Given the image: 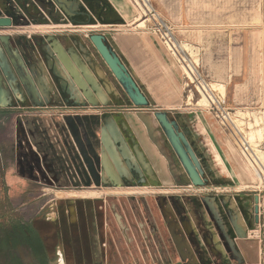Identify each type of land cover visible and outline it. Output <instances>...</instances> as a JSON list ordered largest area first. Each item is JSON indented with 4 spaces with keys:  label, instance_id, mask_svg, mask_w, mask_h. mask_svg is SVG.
<instances>
[{
    "label": "rangeland",
    "instance_id": "1",
    "mask_svg": "<svg viewBox=\"0 0 264 264\" xmlns=\"http://www.w3.org/2000/svg\"><path fill=\"white\" fill-rule=\"evenodd\" d=\"M131 1L122 0L133 14L132 17L144 18L142 1ZM150 2L168 22L178 43L187 45L186 52L188 58L193 61L196 72L202 74L209 83L214 82L213 86L218 87V91L222 88L219 87L221 84L227 87L226 106L236 111V119L242 121H244L242 118L246 119L244 129L248 135L251 133L253 141L258 142L255 148L264 151V0H150ZM108 10H111L110 5L105 6L104 12ZM67 11L59 0H0V16L13 20L11 26L0 27V34H11L14 37L37 79L43 77V70L46 68L36 51L33 36L37 37V46L46 49L52 63L58 56L51 41L57 40L61 45H65L63 46L68 54L74 52L81 55L82 62L99 64L108 76V80L101 79L100 84L111 81L123 97L127 98L123 87L91 39L86 36L89 30H95L90 33L100 32L104 28L103 24L121 22L111 19L93 22L74 21L69 18ZM89 24L92 28L80 27ZM97 24L100 26L93 27ZM150 28L147 21L145 28L137 29L149 31L156 36L181 80L183 96L174 104L178 109L171 111L189 114L194 108L201 116H207L219 127L223 150H219L204 134L207 128L199 123L198 119L193 122L197 132L202 134L199 135L198 141L192 139L191 142L206 169L208 184L193 187L191 191H181L180 188L155 186L149 177L125 180L119 186L100 180H80L79 177L83 178L82 172L88 165L83 148L75 139V130L69 127V120H77L83 136L90 129L85 125L93 120L94 133L96 132L98 138L95 139L98 141L95 142L93 157L97 162L102 151L99 120L103 116L97 117L99 114L97 107L91 102L77 101L75 90L71 86L69 94L72 97L69 102L59 98L57 105L53 107L0 108V264L11 262L15 258L24 264H38L36 254L29 247L21 244L12 245L14 225L19 221L27 223L37 220L39 225L44 226L48 221L56 220L58 216L63 218V213L59 214V209L65 210L64 216L67 220H75L76 215L67 210L74 208L75 201L79 200L86 201L87 207L102 204L104 210L105 243L93 244L94 259L86 264H264V253L262 255L258 253V247L261 248L259 218L257 221L254 216L251 220L248 219L254 212L256 196L259 194L264 196V186L261 185L262 178L259 174L263 170L261 167L259 169L255 162L249 161V157L247 158L241 148L235 145L231 133L219 126L216 117L205 105H195L203 96L197 92L194 85L186 86V70L184 67L181 68L183 63L180 57L173 56L162 38L154 34ZM180 55L181 58L184 57ZM110 87L116 91L112 85ZM190 89L193 90L189 91ZM218 94L221 95L219 92ZM190 102L192 104H189ZM154 112L133 108L126 111V114L133 115L139 122L143 134L151 139L164 160L170 161L180 171H184ZM192 114L195 113H190ZM170 116L174 118L172 114ZM48 120L51 122L57 120V125L45 129L52 137L50 144L44 148L40 133L45 132L38 130L37 123ZM54 132H57L61 139ZM71 145L78 156L77 163L73 161ZM47 147L53 153L49 159L54 158L57 152V163L61 162V167L64 168L62 172L57 168L58 182L61 174L68 177L65 178L63 175L61 181L53 186L48 184L41 171L43 166L47 167L46 164L42 165L35 161L31 154L33 149H36L41 157L48 153ZM243 161L247 169L250 171L251 167L254 169L256 173L254 180L251 178L247 180V176L242 175ZM137 166L136 163L134 167ZM31 167L34 171H31ZM28 171H31V174H27ZM48 179L53 180L50 177ZM128 182L134 187L148 189V192L135 190ZM98 189L108 194L98 198L68 197L63 194ZM117 191L136 192L128 195ZM187 199L194 211L193 215H196L199 222V232L187 235L191 245L189 255L184 254L180 248L171 227L173 220L164 214L163 209L164 202H171L177 213L175 221L181 226L189 220L194 226V220L186 208ZM118 214L121 215L122 222L118 219ZM95 219L93 213L94 232ZM49 253L50 264H68L61 257L58 245Z\"/></svg>",
    "mask_w": 264,
    "mask_h": 264
},
{
    "label": "crops",
    "instance_id": "2",
    "mask_svg": "<svg viewBox=\"0 0 264 264\" xmlns=\"http://www.w3.org/2000/svg\"><path fill=\"white\" fill-rule=\"evenodd\" d=\"M69 1L70 10L85 15V20L88 22L101 19H111L121 22L103 24L102 26L104 28L98 33L104 34L109 39L114 49L128 65L133 76L150 100V105L148 107L138 108L134 106L129 97L125 98L121 93L116 94L117 88H115V85L111 81H104L103 85L100 84V80H108V76L99 64L94 62H82L83 58L81 55L74 52L68 54L64 46L57 40L51 41L58 56L57 60L54 61L55 67L53 66L56 74L70 83V85L74 87L76 94H79L80 97H83L84 95L80 93L78 87L80 89H88L86 92L87 96L85 98H78L77 101H81L82 103H85L86 101L91 102L92 105L97 107V112L99 113L97 114L98 118L106 116L104 119L99 120L101 123L99 125V122H97L96 126H100L102 132L101 141L105 148L104 153H102L100 157L101 164L104 168H106L107 164L115 166L112 173L107 171L111 182L118 186L121 185V180L119 179L120 176L118 177L117 172L120 173L121 177H129L131 171H137L141 175L147 174L155 186L180 188L179 190L181 191H191L194 189L193 187L198 188L197 186L191 185L190 178L185 169L184 171H180L179 168L174 166L170 161L163 159L160 151L157 150L151 139L146 134H143L141 130L142 126L139 122L134 119L133 115H127L126 111L133 108L153 111L166 110L169 114H172L174 118L179 120L182 130L187 133L191 141L192 139L198 141L199 135L202 134L197 132L193 124L194 120L198 119L199 123L207 128L206 133L202 132L213 141L219 150H223L219 127L212 123L207 116H201L194 108L193 112L195 114L192 115H190V113L193 112L187 114L185 112L171 111L178 109L174 107V104H177L183 96L181 80L175 72L174 64L168 57L165 49L157 40L156 36L149 31L139 30L133 25V14L126 8V5L122 0ZM106 5H110L111 10L104 12ZM67 13L68 15H71L68 11ZM98 15L100 17H98ZM88 26L92 27L91 24L81 25L80 27ZM94 31L95 30H92V32ZM45 68L46 69L43 70V78L46 83H50V71L46 66ZM110 85H112L116 91L112 90ZM108 119L109 121L112 120L114 122L116 130L111 133L110 129V133L107 134L105 129L107 127L106 120ZM69 122H73L79 127L77 120L72 119L69 120ZM47 123H51V120H48L47 122L39 121L38 124L39 127L44 128ZM80 124L82 125V123ZM93 126V120L85 125L86 128H93ZM121 129L129 132L130 141L123 136V131ZM116 134L120 135L119 139L116 137ZM113 137H115L116 143L120 142L121 145L117 147L112 141ZM105 141L108 142L110 147L105 144ZM120 146H122L123 150L119 149ZM123 151H125L124 155L122 153ZM105 155H107V161L105 160ZM136 163L138 165L137 168L134 167L136 166ZM139 168L140 170L138 171ZM103 181L109 183L106 179H103ZM131 188L138 191L148 192V189L145 190L141 187ZM96 191L102 192L104 195L108 194L106 191L100 189ZM120 192L124 194L127 193H125V191ZM127 194L133 195L135 193Z\"/></svg>",
    "mask_w": 264,
    "mask_h": 264
},
{
    "label": "flooded vegetation",
    "instance_id": "3",
    "mask_svg": "<svg viewBox=\"0 0 264 264\" xmlns=\"http://www.w3.org/2000/svg\"><path fill=\"white\" fill-rule=\"evenodd\" d=\"M69 13H71V15H69V18L71 20L74 21H86L85 20V15L80 14V13H75L73 11H68ZM0 17H6V16H0ZM10 18V17H9ZM12 19V18H11ZM13 21V20H12ZM89 33H86V36L90 38L91 34L90 32H92V30L88 31ZM4 37H9V44L11 45V47L13 48L12 50H10V52L7 49V45L5 40L3 39ZM32 41L34 43V45L37 48V53L40 57V59L42 60L43 64L49 69L50 71V75L51 78H49L50 83H46V81L44 80L43 77H40L39 79L36 78V76L33 74L32 69L30 67V63L27 59V57L25 56V54L23 53V51L21 50V46L17 43V41L14 39V37L11 36V34H0V74L2 75V79H1V83L3 88L8 92L9 95V99L12 102V106L7 107V108H13V109H20V108H38V107H45V106H55L57 105L56 103L59 101L60 99H64L65 101H68L71 99L72 95L69 94V92L71 91V88L73 86L70 85V83H65L62 78H60L56 72L54 71V67H55V62H50V59L48 57L47 51L44 47L37 46V37L33 36L32 37ZM64 45V44H63ZM65 46V45H64ZM13 58L15 60V62L17 64L20 65V67H22L25 71L24 73V79L25 81L23 82L15 69L14 63H13ZM34 60V59H32ZM6 66L7 69L5 72V70L3 69L2 66ZM54 66V67H53ZM71 86V88L69 87ZM116 88V87H115ZM74 89V87H73ZM75 90V89H74ZM78 90L80 91V93L82 95H84L83 97H80L79 94L75 93V97L76 99L78 98H85L86 92L88 89H84V88H79ZM118 93L119 90H117ZM74 96V95H73ZM34 102L38 103V104H34ZM44 103V105H43ZM43 105V106H42ZM170 115V114H169ZM106 117V116H104ZM104 117L102 119H104ZM172 118V117H171ZM176 119V118H173ZM178 120V119H177ZM179 121V120H178ZM47 122V121H45ZM39 123V121H38ZM37 123V124H38ZM34 125L36 126V123H34ZM57 125V120H53L51 123H47L46 126L44 128L39 127V124L37 125L38 130H43L45 133H40L41 137L40 140H42V143L44 144V148H46L47 144H50V137H52L49 133H47L45 131L46 128L50 127V126H56ZM181 125V124H180ZM76 125L72 122H69V127L73 128L75 130V139L77 140L78 144H80V146L83 148V153L84 156L86 158L87 161V169H84V172H82V177L79 179H84L85 181H90V180H100L103 181V179H106L109 183H112L110 180V176L107 172H105V168L102 166L101 161H100V157L102 155V153H104V145L101 141L100 138V143L102 146V151L100 153V155L98 156V161L95 162L94 160V148H95V142L98 140L97 138V134L96 132L94 133V129L90 128L88 129L89 131H87L85 133V136L81 135V131L79 130V127H75ZM180 129L182 130V128L180 127ZM122 130V129H121ZM123 131V130H122ZM40 132V131H39ZM49 132V131H48ZM56 136L60 137V135H58L57 132H54ZM54 133L52 135H54ZM123 136L130 141V134L127 130L123 131ZM48 134V135H47ZM102 136V134L100 133V137ZM96 137V138H95ZM116 137L119 139L120 135L116 134ZM61 139V137H60ZM57 140V138H56ZM58 141V140H57ZM113 143L118 147L119 145H121L120 142L116 143L115 137H113L112 139ZM191 141V140H190ZM192 143V142H191ZM69 144H71L69 142ZM46 145V146H45ZM193 145V143H192ZM53 147V146H51ZM48 148V147H47ZM48 153L46 152L43 156H39V152L36 151V149H33V156L32 159H34L35 161H38L39 163H41L42 165H45L41 168V171L44 173L45 175V179L48 182L49 185H55L57 183H59L63 177V175L65 174H61L60 175V181L58 182L59 178H57L58 176V171L57 168L60 169V171L62 172V170H64L63 167H61V162L57 163V157H56V153L54 154V158L49 159L50 154H53L52 151L48 148ZM71 150L73 152L74 155V159L73 161H75L77 163V159L78 156L76 154V151L73 150L72 145H71ZM82 152V151H81ZM119 152V151H118ZM175 153V152H174ZM177 156V155H176ZM49 159V160H48ZM30 164H34L33 162H29ZM181 163V162H180ZM55 164L57 166H55ZM204 167V165H203ZM205 169V167H204ZM206 170V169H205ZM31 171H34V168L31 167ZM31 171H28L27 174H31ZM56 173V175H55ZM118 177L120 176V180L121 182L126 181H130L136 177L140 178V177H148L147 174H143L141 175L138 172H133L131 171L130 176H122L120 175L119 172H117ZM65 178H68L67 175H65ZM52 178L53 180L50 181L48 178ZM205 177L208 178L205 174ZM75 179V178H73ZM149 179V178H148ZM70 180H72L70 178ZM77 180V179H76ZM150 180V179H149ZM191 181V180H190ZM209 182V178L207 181V184ZM130 184L131 187H134L130 182H128ZM206 184V185H207ZM191 185L192 182H191ZM95 188H99L94 186ZM94 187H90V188H94ZM106 195V194H105ZM187 195V194H184ZM188 195H192V194H188ZM103 197V196H101ZM184 200V199H182ZM188 200V199H187ZM75 205L74 208H71V210H67L70 211V213H74L76 215L75 220H67L64 216V212L59 211V214L62 212L63 213V218L61 216H58V218L56 220H52L54 222H58V240H59V245H58V249L60 251V255L63 258V260H71V261H92L94 259V251H93V244L94 243H98L101 242L102 244L105 243V221H104V210H103V205H99L97 207H87V206H82L79 204L78 201H75ZM190 201H186V208L189 210V214L191 216V218L194 220V226L193 224L187 220L185 223H187L188 229L190 231L189 234H194V233H198L199 232V228H198V224L199 222H197V217L196 215L192 212V206L189 205ZM164 206L168 207L169 211L171 212V218L173 219V222L177 224V232L179 233V235L183 238L182 240L184 242H187L190 244L189 240L187 239V231H186V225L185 223L183 225L180 226V224H178L175 221L176 218V211L173 208L172 203H167L164 202ZM257 206L259 207V202L254 201V212L251 216L248 217V219H252L253 216L256 219V221L258 220V213L256 208ZM101 210V211H100ZM94 213V217L95 219V223H96V231L94 232V229L91 228V224L90 221L92 220V216ZM101 213V214H99ZM58 214V215H59ZM174 214V216H173ZM67 220V223L66 221ZM51 221V220H50ZM85 221H89V224L86 228V224ZM172 222V223H173ZM66 223V224H65ZM85 225V227H84ZM181 227V228H179ZM79 228V229H78ZM218 237H216L217 239ZM68 245H79L80 249L76 250L73 249L72 247H68ZM88 245H91L90 247ZM77 264V263H75ZM82 264H86V263H82Z\"/></svg>",
    "mask_w": 264,
    "mask_h": 264
},
{
    "label": "water",
    "instance_id": "4",
    "mask_svg": "<svg viewBox=\"0 0 264 264\" xmlns=\"http://www.w3.org/2000/svg\"><path fill=\"white\" fill-rule=\"evenodd\" d=\"M12 22V19L9 17H0V27L11 26ZM8 38L9 37H4L3 39L6 42L8 51L10 52V50H12L13 48L9 44ZM90 39L113 72L116 79L123 87L124 91L130 98L134 106L148 107L150 105V100L147 94L142 90V87L133 76L128 65L124 62L120 54L114 49L109 39L102 33H93L91 34ZM12 61L19 78L24 82L25 70L15 62L14 58ZM2 67L5 72H7V67L4 65ZM1 79L2 75L0 74V108H7L12 106V102L9 99L8 92L2 86ZM34 104L36 105L38 103L34 102ZM154 116L159 122L162 130L167 137L168 142L170 143L179 161L181 162V165L188 174L192 184L194 186L200 187L205 186L208 181V178L205 177L206 170L204 169L203 164L198 157V154L196 153L187 133L184 130L180 129V122L177 119L171 118L169 112L166 110H156L154 112ZM106 124L109 129L111 128V133H113V129L115 126L114 122L109 121L108 119L106 120ZM105 144L107 145L108 142L105 141ZM119 149L123 150L122 146H120ZM122 153L124 155L125 151H123ZM138 170H140V168ZM256 201L259 202L258 195L256 196ZM256 210L257 212H259L258 206Z\"/></svg>",
    "mask_w": 264,
    "mask_h": 264
},
{
    "label": "bare ground",
    "instance_id": "5",
    "mask_svg": "<svg viewBox=\"0 0 264 264\" xmlns=\"http://www.w3.org/2000/svg\"><path fill=\"white\" fill-rule=\"evenodd\" d=\"M61 2H62V4L67 8V10L68 11H70V1L69 0H60ZM131 1V0H130ZM134 1V0H133ZM139 1H142V10H145V9H147L146 7H148L149 9H153V8H155L154 6H153V4L150 2V0H139ZM132 2V1H131ZM134 6H135V4H134ZM143 12V11H142ZM145 18V17H144ZM144 18L142 17V16H139V17H135L134 19V21H133V23L135 24V27H137V28H145V26H146V23H147V21L148 22H150L151 21V19L150 18H145V20H144ZM156 18H157V20H159V21H161V20H163V17L159 14V13H156ZM57 25V24H56ZM60 24H58V26H59ZM61 26V25H60ZM95 26H97V27H99L100 25H94L93 27H95ZM89 27V26H88ZM92 28V27H91ZM171 40V41H170ZM170 40L168 39L167 40V42L166 41H164L165 42V45L169 48L168 50L171 52V54L173 55V56H179L180 57V59H181V61H182V69H183V67L185 68V70H186V78H187V83H188V85H192V84H195L196 85V88L195 89H197V91L198 92H200V95L201 96H203V98L201 99V100H199V102L198 103H196L195 105H205V107L206 108H208V110H209V106L212 104V102L214 101V102H216V103H218V102H221V103H224L225 102V98H226V96H227V87L225 86V85H219V87H222L221 88V90L220 91H218L217 90V88L215 87L214 88V82L213 83H209V81H207L203 76H202V74H200L199 72H196V70H195V65H194V63H193V61L192 60H190V58H188V55H187V45L186 44H184V43H178V39L176 38V36L174 35H172V34H170ZM180 54H182L184 57H182L181 58V55ZM178 58V57H177ZM179 59V58H178ZM177 59V60H178ZM180 61V60H179ZM187 83H186V85H187ZM202 85H203V87H202ZM214 85V86H213ZM203 88H205L206 90H207V92H208V94L206 93V92H204V90H203ZM220 89V88H219ZM216 91H218L221 95L219 96V94H218V92H216ZM191 96H193V95H191ZM188 98H189V96H188ZM190 100H192V97L191 98H189ZM189 104H192V102H190ZM207 105V106H206ZM199 107H201V106H199ZM210 111V110H209ZM237 111H239V110H237ZM264 113V112H263ZM236 116V115H235ZM258 120V119H257ZM110 121H112V120H110ZM113 122V121H112ZM236 122H237V124H239V125H242V124H244L243 123V121L241 120V119H236ZM251 124V123H250ZM249 124V125H250ZM111 129V128H110ZM110 129H109V127L107 126L106 127V129H105V132L108 134V133H110ZM260 129V128H259ZM258 129V130H259ZM116 130V128H115V126H114V129H113V131H115ZM258 130H256V131H258ZM244 131H245V133H246V136H247V138L250 140V142L252 143V146H253V151H252V156H253V158H251L250 156H248V155H246L247 156V158L249 157V161H251V162H257L258 163V165L257 166H259L258 168L260 169V167H261V169L264 171V156H263V153H264V151H262V150H260V149H256L255 148V146H256V143H258V142H255V141H253L252 139H251V133H249V135H248V133L246 132V130L244 129ZM260 131V130H259ZM231 135H232V139H233V141L235 142V145L236 144H238V143H236V141L238 140L235 136H234V134H232L231 133ZM260 135H262V134H260ZM250 136V137H249ZM260 138V137H259ZM238 142V141H237ZM253 143H255V144H253ZM237 146V145H236ZM238 147V146H237ZM255 150V151H254ZM238 158V157H237ZM105 160L107 161V155H105ZM239 161V160H238ZM240 162V161H239ZM255 164V163H254ZM246 165V164H245ZM244 165V161L241 163V167H242V175H246L247 176V180H248V178H251L252 180H254V174L256 175V173H255V171H254V169L251 167V171H250V169H247L246 167L247 166H245ZM251 165H253V164H251ZM250 166V165H249ZM254 168H255V166H253ZM114 168H115V166H113V165H111V164H107L106 165V168H105V172H107V171H109V172H113L114 171ZM257 169V168H256ZM258 171V170H257ZM258 172H261V171H258ZM260 174V176H261V185H264V176H263V174L262 173H259ZM240 176H241V174H240ZM245 176V177H246ZM120 192V191H119ZM136 192V191H135ZM134 191H128L127 193H131V194H133V193H135ZM108 193V192H107ZM122 193V192H121ZM126 193V192H125ZM126 193V194H127ZM64 194V196H68V197H77V198H98V197H101V196H103L104 195V193H101V192H99V191H96V190H81V191H75V192H69V193H67V195L65 194V193H63ZM60 195V194H59ZM66 198V197H65ZM163 209H164V214L169 218V219H171V220H173L172 218H171V212L169 211V209H168V207H165L164 205H163ZM69 212V211H68ZM53 213V212H52ZM73 214V213H72ZM54 215V214H53ZM118 216V219L120 220V222H122L121 221V215L120 214H118L117 215ZM173 216H174V214H173ZM73 219V218H72ZM185 227H186V231H187V233L189 234L190 233V231H189V229H188V226H187V223H185ZM171 227H172V230H173V232H174V234H175V238H176V240H177V242L179 243V245H180V248L182 249V251L184 252V254H186V255H189V254H191V245L189 244V243H187V242H184L182 239V237L179 235V233L177 232V224L176 223H172L171 224ZM79 229V228H78ZM258 253L261 255V248L260 247H258ZM61 259V258H60ZM65 262V261H64ZM63 262V263H64Z\"/></svg>",
    "mask_w": 264,
    "mask_h": 264
},
{
    "label": "built area",
    "instance_id": "6",
    "mask_svg": "<svg viewBox=\"0 0 264 264\" xmlns=\"http://www.w3.org/2000/svg\"><path fill=\"white\" fill-rule=\"evenodd\" d=\"M142 10L143 15L145 18H150L151 21L148 22L150 24V29L154 34L159 35L162 38L163 43L165 44L164 41L167 42V40H170V34L174 36V32L172 31L171 27L169 26L168 22L163 19L161 21L157 20L156 18V13L157 10L155 8ZM171 41V40H170ZM194 87L196 88L195 84ZM187 87H191V85H186ZM203 87V85H202ZM194 89V88H193ZM190 89L189 91L193 90ZM197 90V89H196ZM204 92H207L205 88H203ZM198 92V91H197ZM200 94V92H198ZM209 95V94H208ZM189 96V95H188ZM210 112L216 117L219 125L221 128H223L225 131H229L230 133L234 134V136L238 139V146L241 148L242 152L245 155L252 156V151H253V146L250 140L247 138L246 133L244 131L245 127V118H242L244 121L242 125L237 124L236 122V111L232 110L231 108L226 106V103H221V102H212V104L209 106ZM255 151V150H254ZM256 165H258L257 162H255ZM264 176V171L261 172ZM264 186V185H263ZM259 196V213H258V218H259V226H260V245H261V255L264 253V196L261 194ZM263 219V220H262Z\"/></svg>",
    "mask_w": 264,
    "mask_h": 264
},
{
    "label": "trees",
    "instance_id": "7",
    "mask_svg": "<svg viewBox=\"0 0 264 264\" xmlns=\"http://www.w3.org/2000/svg\"><path fill=\"white\" fill-rule=\"evenodd\" d=\"M80 205L87 206L86 201L79 200ZM91 205L90 207H92ZM67 223V220H65ZM65 223V224H66ZM46 225L41 226L37 223V220H33L31 222L22 223L19 221L14 225V232L11 236L12 245L16 246L18 244L26 245L36 254L38 259V264H50L51 256L50 250L56 249V246L59 245L58 240V222L48 221L45 223ZM86 228L89 224V221H85ZM91 228L93 224V220L90 221ZM47 226V227H46ZM85 227V225H84ZM89 247L91 245H88ZM68 247H72L73 249L79 250V245H68ZM90 261H71L67 260L68 264H82L88 263ZM5 264H24L20 259L15 258L11 262H7Z\"/></svg>",
    "mask_w": 264,
    "mask_h": 264
}]
</instances>
